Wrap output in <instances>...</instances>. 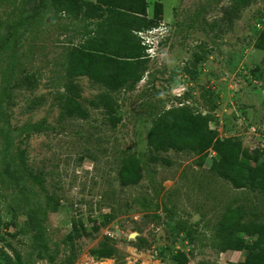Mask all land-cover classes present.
I'll return each mask as SVG.
<instances>
[{"label": "rangeland", "instance_id": "obj_1", "mask_svg": "<svg viewBox=\"0 0 264 264\" xmlns=\"http://www.w3.org/2000/svg\"><path fill=\"white\" fill-rule=\"evenodd\" d=\"M19 2L0 0V19L18 13ZM146 2L149 17L162 4L146 70L116 92L72 78L85 118L65 116L58 99L62 56L80 43V18L47 5L20 29L15 57L0 52V77L18 62L0 108V264H264V241L248 227L264 226V193L218 175L223 158L211 148L168 147L149 162L146 144L153 116L183 105L220 138L237 140L240 160L264 164V0ZM20 70L34 87H13ZM106 92L110 107L99 99ZM35 122L41 131H23ZM128 155L140 178L122 186ZM227 213L241 215L232 231L245 236L239 250L215 246ZM102 242L111 257L91 254Z\"/></svg>", "mask_w": 264, "mask_h": 264}, {"label": "trees", "instance_id": "obj_2", "mask_svg": "<svg viewBox=\"0 0 264 264\" xmlns=\"http://www.w3.org/2000/svg\"><path fill=\"white\" fill-rule=\"evenodd\" d=\"M19 1L18 13L12 12L11 15H6L5 19H0V52L9 53V56L15 57V52L20 46V29L33 26L40 10L47 5L56 14L63 13L73 16L74 19L80 18L84 22L80 29V43L67 48L62 56L61 66L66 80L63 82L64 92L58 96V99L65 116L75 115L80 118L87 116L86 110L77 101L80 93L77 85L71 80L74 77L85 75L92 83L102 85L111 92L131 89L141 79L146 70L148 54L147 45L137 32L158 26L162 19L161 2L154 3L152 16L149 17L146 0H95L85 4L80 0ZM240 1L241 4H246L250 0ZM31 2H34V5L27 8L26 6ZM97 11H105L107 16L99 18L96 16ZM93 18H96V21L92 22ZM1 28H4L3 33ZM17 63L15 59L11 60L1 69L0 108L4 96L8 95L11 77L15 75ZM21 73L20 70L18 74ZM34 84L35 79L31 75L22 73L13 82V87L24 85L32 88ZM99 99L110 107L109 102L112 97L109 92L100 94ZM0 116H2L1 110ZM42 125V122H35L25 126L23 131H41ZM146 144L149 162L157 161L158 153L168 147L193 151L211 148L223 158L221 164H217L218 175L230 179L236 185L248 186L264 193V164L251 165L249 161L240 160L241 145L237 140L229 137L220 138L216 130L208 127L206 116L193 113L183 105L168 108L153 116L147 132ZM122 162L118 172L120 184L127 186L136 183L140 178L138 160L133 155H128ZM240 219L241 215L231 217L230 213H227L220 221L221 227L215 235L218 237L215 246L220 251L239 250L240 243H246L245 236H232L235 227L243 226ZM248 227L257 231L261 236L260 241H264L263 225L249 220ZM241 231L242 234L246 232L249 236L254 234ZM113 253L114 249L106 242L100 243L97 248L91 250V254L100 258H109Z\"/></svg>", "mask_w": 264, "mask_h": 264}, {"label": "built area", "instance_id": "obj_3", "mask_svg": "<svg viewBox=\"0 0 264 264\" xmlns=\"http://www.w3.org/2000/svg\"><path fill=\"white\" fill-rule=\"evenodd\" d=\"M153 30H155V28L151 30L138 31L137 34L140 38H142L143 42H151V37L149 35L153 33Z\"/></svg>", "mask_w": 264, "mask_h": 264}, {"label": "clouds", "instance_id": "obj_4", "mask_svg": "<svg viewBox=\"0 0 264 264\" xmlns=\"http://www.w3.org/2000/svg\"><path fill=\"white\" fill-rule=\"evenodd\" d=\"M150 37H151V42H144V43H145L148 47H153V48H154V46H155L156 43L152 41V36H150ZM154 43H155V44H154ZM153 48H152V49H153Z\"/></svg>", "mask_w": 264, "mask_h": 264}]
</instances>
